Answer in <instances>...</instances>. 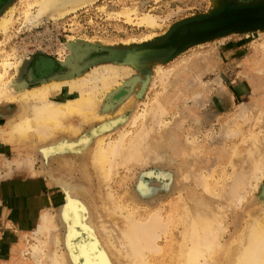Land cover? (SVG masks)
<instances>
[{"label":"rangeland","instance_id":"374dc122","mask_svg":"<svg viewBox=\"0 0 264 264\" xmlns=\"http://www.w3.org/2000/svg\"><path fill=\"white\" fill-rule=\"evenodd\" d=\"M8 1L3 0L1 7ZM27 1L15 0L13 25L0 35V57L8 52L14 63L27 59L21 80L26 87L71 75L75 67L74 77L82 72L88 78L94 68L108 63L131 65L121 77L126 87L143 80L139 95L125 114L127 120L106 135L110 140L130 130L129 135L134 136L138 129L142 131L143 122L153 127L146 138L153 143L151 153L156 154L146 153L151 162L146 165L142 158L131 166L121 164L109 182L111 191L126 205L122 215L137 209L142 215L160 208L167 212L180 197L189 200L193 196L199 200L210 197L213 209L219 212L223 202L226 208L236 204L239 186L256 188L250 200L236 206L229 217L223 238L224 244L229 243L237 217L242 226L252 208L262 207L264 198L263 168L257 171L263 178L251 176L249 171L251 149L264 150V0H219V7L212 5V0H95L75 13L36 26L25 21ZM123 6L138 9L133 22L113 13ZM144 14L155 16L158 25L137 24ZM151 35L153 38L146 40ZM69 56L74 63L66 68L62 60ZM41 57L53 65L49 73L36 75L31 70ZM157 66L165 74H158ZM20 73L12 67L8 77L19 81ZM163 78L165 83H161ZM155 100L165 110L159 112L160 118L152 119L154 108L150 107ZM10 102L22 109V104ZM118 102L109 103L110 107ZM145 102L148 106L144 108ZM143 108L149 120L146 117L141 123L140 119L132 126L133 116ZM15 115L0 116V264H36L31 245L44 246L48 241L45 249L49 253L55 248V237L60 236L58 248L67 251L69 238L78 233L68 228L63 207L67 197L56 180L64 166L70 165L78 184L88 189L90 207L100 203V182L91 164L99 122L77 134L58 130L48 144L39 148L45 144L40 142L23 151L3 132ZM158 119L164 124L157 125ZM82 138L91 141L83 145ZM68 141L74 142L72 149L46 151ZM157 169L169 175L170 184L148 179L149 191L140 196V178ZM204 175H212L216 192L204 188ZM21 186H29L28 195ZM44 213L52 220L49 238L36 235ZM176 229L173 232L178 238L183 226Z\"/></svg>","mask_w":264,"mask_h":264},{"label":"bare ground","instance_id":"6f19581e","mask_svg":"<svg viewBox=\"0 0 264 264\" xmlns=\"http://www.w3.org/2000/svg\"><path fill=\"white\" fill-rule=\"evenodd\" d=\"M2 1L0 0V35L6 34L9 27L13 25L15 12V0H9L1 7ZM94 1L28 0L23 14L28 25L36 26L42 22L58 20L75 13ZM212 5L219 7V0H212ZM32 9H36L35 12H32ZM113 13L125 18L128 22H133L135 19L133 16L138 17L137 8L124 7ZM139 17L137 24H143L149 28L158 25L155 16L151 14ZM151 38H153L152 35L146 40ZM10 56L11 54L7 52L0 57V116L17 115L10 120L3 131L17 147L24 151L29 149V146L45 142L39 146L40 148L48 144V139L58 130L77 134L84 127L99 122L94 131L96 144L92 149L91 164L100 182V203L96 207L93 206L94 208L90 207L91 204L87 199L88 189L78 184L70 165L64 166L62 172L56 176V180L63 186V194L67 197L63 207L68 228L75 229L78 233L75 236L73 232V238H69L67 251L58 248L61 243L60 236L55 237V248L49 253L46 251L48 241L44 242V246L31 245L30 252L36 264H264V198L262 207L256 210L252 208L242 226L240 216L237 217L235 233L229 243L223 242L233 210L245 201L248 202L256 188L246 190L239 186L235 194L236 204L226 208L223 202L219 212L213 209L210 197L199 200L193 196L189 200L180 197L176 205L174 204L175 206L169 208L167 212L164 209L162 212L160 208L150 214L142 215L137 209L122 215L126 205L121 203L119 197L111 191L109 182L121 164L131 166L135 161L144 158L148 165L147 163L151 160L146 158V153L149 155L152 152L150 146L153 145L146 141L150 131H153V127L146 125V122L142 124V131L137 128L139 131L137 130L134 136L129 135L131 132L127 130L114 139L106 140L108 132H112L119 123L127 120L125 114L130 110L134 98L139 95L143 86V80L136 81L132 86L122 85L121 77L127 73L131 65L102 64L94 68L93 74L88 78L82 72L74 77L73 71L77 68H71L74 59L69 56L62 60V63L66 68H71V75H60L48 81L42 80L41 84L30 88L26 87L25 81L21 82L27 59L14 63ZM52 65V62L46 58H37L31 72L36 75L49 73V67ZM12 67L18 74L21 72L19 81L8 77ZM156 71L159 74L163 69L157 66ZM163 72L162 74H165ZM165 82L166 80L161 83ZM117 91L120 92L119 97L116 96ZM4 101L8 103L2 104ZM10 101L22 104V109L19 105L16 108L9 105ZM113 101L119 102L116 106L110 107ZM147 106L145 102L144 108ZM144 108L139 114L133 116L132 126L136 125L140 119L142 123L148 117L146 115L149 114ZM150 108H154L152 119L165 110L160 101H156ZM159 121L158 119L157 125L164 124H159ZM152 140H155L154 136ZM90 141L89 138L80 140L83 145ZM73 143L64 142L58 147L47 148L46 151L72 149ZM258 149H255L256 152L252 149V152L250 151L253 156L250 154L252 158H250L249 171L254 177H259L260 174L257 176V171L264 169V150L260 152ZM154 153L151 155H156ZM155 159L157 158L152 160ZM211 176L204 175L202 184L206 190L214 193L217 189L216 182ZM148 179H161L167 184L171 182L169 175H165L158 169L144 173L139 180L140 196L149 191ZM259 179L257 180L260 181ZM26 187L21 186V191H27ZM223 190L225 192L224 188ZM26 193L28 195V191ZM51 222L50 214H42V222L36 230V235H45L49 238ZM179 226H183V231L177 238L173 231ZM162 240L166 241L167 245L162 243Z\"/></svg>","mask_w":264,"mask_h":264}]
</instances>
